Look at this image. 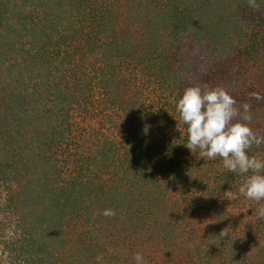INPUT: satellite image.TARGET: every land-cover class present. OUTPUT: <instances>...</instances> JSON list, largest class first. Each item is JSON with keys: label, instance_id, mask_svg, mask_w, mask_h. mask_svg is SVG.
Here are the masks:
<instances>
[{"label": "trees", "instance_id": "trees-1", "mask_svg": "<svg viewBox=\"0 0 264 264\" xmlns=\"http://www.w3.org/2000/svg\"><path fill=\"white\" fill-rule=\"evenodd\" d=\"M195 86L264 134V0H0L8 264H264V201L184 147Z\"/></svg>", "mask_w": 264, "mask_h": 264}, {"label": "clouds", "instance_id": "clouds-1", "mask_svg": "<svg viewBox=\"0 0 264 264\" xmlns=\"http://www.w3.org/2000/svg\"><path fill=\"white\" fill-rule=\"evenodd\" d=\"M252 95L261 99L259 94ZM236 104L234 97L222 87L185 88L175 105L180 121L186 126L184 147L202 160L220 158L229 172L245 176L237 193L233 194L234 199L242 196L264 201V156L249 155L253 146L264 145V134L249 126L252 122L249 105L237 108ZM102 215L113 216L115 212L105 209ZM257 215L264 218V205L258 208ZM10 255L7 250L0 252V264H8ZM132 259L135 264H147L140 252L134 253Z\"/></svg>", "mask_w": 264, "mask_h": 264}]
</instances>
